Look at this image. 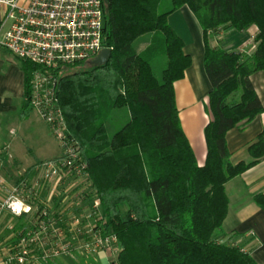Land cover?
<instances>
[{
	"label": "trees",
	"instance_id": "16d2710c",
	"mask_svg": "<svg viewBox=\"0 0 264 264\" xmlns=\"http://www.w3.org/2000/svg\"><path fill=\"white\" fill-rule=\"evenodd\" d=\"M183 5L202 28L211 84L202 165L182 130L173 86L191 62L168 22ZM251 26L257 30L250 53L209 42L220 30L240 33ZM145 33H151L150 42L137 52L133 43ZM104 43L110 48L104 63L83 61L55 73L67 137L100 200L97 228L101 236L113 234L119 249L82 256L91 259L89 264H98V252L106 250L115 254L111 264H257L248 251L219 242L214 234L227 213L225 183L264 156L263 134L248 147L251 159L235 164L225 142L229 129L263 110L249 76L264 70V0H104ZM158 54L166 57L161 80L151 64ZM19 62L27 96L29 78L39 66ZM119 108L128 117L110 136L107 123ZM31 109L27 103L21 116ZM253 199L264 209V194Z\"/></svg>",
	"mask_w": 264,
	"mask_h": 264
},
{
	"label": "built area",
	"instance_id": "2783aa9c",
	"mask_svg": "<svg viewBox=\"0 0 264 264\" xmlns=\"http://www.w3.org/2000/svg\"><path fill=\"white\" fill-rule=\"evenodd\" d=\"M0 7V47L39 66L29 78L26 100L62 147L60 156L34 164L27 176L13 184L0 173V216L2 212L19 219L29 216L14 231L16 242L10 245L14 252L2 263L25 264L62 255L88 257L100 249L116 253V237L101 236L97 228L102 218L100 200L75 144L67 137L55 93L56 72L89 61L108 48L104 0H0ZM254 35L249 36L251 50L256 47Z\"/></svg>",
	"mask_w": 264,
	"mask_h": 264
},
{
	"label": "crops",
	"instance_id": "0c3cea01",
	"mask_svg": "<svg viewBox=\"0 0 264 264\" xmlns=\"http://www.w3.org/2000/svg\"><path fill=\"white\" fill-rule=\"evenodd\" d=\"M2 12L3 8L0 7V16ZM168 22L182 38L183 52L189 55L191 60L190 65L184 70L183 77L176 80L173 86L182 130L197 163L202 165L206 157L204 127L211 119L208 109V93L211 90V84L203 62V31L198 19L187 5L170 13ZM7 26L8 23L4 25L5 28ZM256 30L255 26L240 33H224L220 30L210 37L209 42L211 45L221 44L227 50L250 53L253 50L250 49L249 36ZM141 45L137 52L142 51L148 42L144 41ZM249 80L263 110L252 120L241 122L226 132L225 142L232 164L251 159L248 147L255 142L259 134H263L264 140V70L252 73ZM26 104L24 71L19 59L4 47H0V138L7 122H14L16 127H11L10 133L15 134L18 128L28 121V112L21 116ZM3 148L6 152L4 157H0V167H10L13 171L9 176L15 178L18 173L26 171L37 161L57 157L54 155L39 158L35 160V163L20 169L22 161L17 160V163L9 161L7 148ZM224 188L228 197L227 213L221 228L215 232L214 239L239 246L244 251H248L257 264H264V209L253 199V195L257 193L264 194V156L255 165L228 180ZM19 220L23 223V218ZM16 221L17 218L8 212H2L0 216V264H4L2 260L8 257L11 252L10 245L16 239L14 235ZM85 257L62 255L51 261H28L25 264H89L91 259ZM112 258H115V254L110 250L100 251L97 254L98 264H111Z\"/></svg>",
	"mask_w": 264,
	"mask_h": 264
},
{
	"label": "rangeland",
	"instance_id": "374dc122",
	"mask_svg": "<svg viewBox=\"0 0 264 264\" xmlns=\"http://www.w3.org/2000/svg\"><path fill=\"white\" fill-rule=\"evenodd\" d=\"M160 11L161 8L158 9V12ZM150 39L151 33H145L138 37L134 41L133 45L136 50H139L142 46L141 43L144 41L149 43ZM151 64L155 76L158 78V80H161L162 71L166 65L165 55H155L151 61ZM84 66L86 65L84 64ZM238 94L239 93H237V96ZM27 115H29L28 121H25L21 125V128H18L15 134L14 132H11L12 134L10 133V128L16 127V125H14V122H7L1 133L2 138H0V147L3 146L7 148L8 160L15 163H17V160L22 161L20 169L29 164L35 163L36 159L54 155L60 156L62 154V147L59 140L55 138L51 129L39 116L37 111L31 109ZM127 117L128 115L125 108L114 110L107 123L108 134L112 136L113 133L126 122ZM3 147L0 149V157H4V153L6 152L5 148ZM12 171L13 170L10 167H0V173L10 184L15 183L20 177H22L25 170L21 173H18L16 175L17 178L14 176H9ZM57 206H61V202H59ZM28 218L29 216L24 217L23 222L25 223L27 220H29ZM21 221L22 220L17 218L15 225H19Z\"/></svg>",
	"mask_w": 264,
	"mask_h": 264
},
{
	"label": "water",
	"instance_id": "95a60500",
	"mask_svg": "<svg viewBox=\"0 0 264 264\" xmlns=\"http://www.w3.org/2000/svg\"><path fill=\"white\" fill-rule=\"evenodd\" d=\"M110 55L109 48H103L99 51V53L91 58L88 63L91 65H98L104 63Z\"/></svg>",
	"mask_w": 264,
	"mask_h": 264
},
{
	"label": "clouds",
	"instance_id": "9594fccd",
	"mask_svg": "<svg viewBox=\"0 0 264 264\" xmlns=\"http://www.w3.org/2000/svg\"><path fill=\"white\" fill-rule=\"evenodd\" d=\"M17 210H19V209H17Z\"/></svg>",
	"mask_w": 264,
	"mask_h": 264
}]
</instances>
